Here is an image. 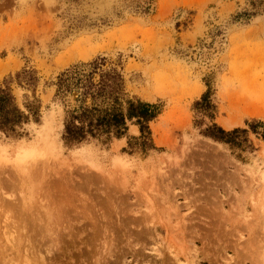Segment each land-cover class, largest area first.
<instances>
[{
  "label": "rangeland",
  "instance_id": "1",
  "mask_svg": "<svg viewBox=\"0 0 264 264\" xmlns=\"http://www.w3.org/2000/svg\"><path fill=\"white\" fill-rule=\"evenodd\" d=\"M257 9L0 0V83L34 69L43 102L22 137L0 131V264H264V140L250 131L256 150L232 149L203 136L192 109L208 77L225 129L264 121V0ZM102 56L131 94L161 104L156 148L133 152L127 138L65 146L77 92L56 98L55 83ZM12 86L23 107L32 90Z\"/></svg>",
  "mask_w": 264,
  "mask_h": 264
},
{
  "label": "trees",
  "instance_id": "2",
  "mask_svg": "<svg viewBox=\"0 0 264 264\" xmlns=\"http://www.w3.org/2000/svg\"><path fill=\"white\" fill-rule=\"evenodd\" d=\"M262 1L250 0L255 12ZM108 62L107 57H98L75 67L73 71L67 69L58 76L56 98L68 93L73 97L77 92L74 105L65 110L62 134L65 146L72 148L92 141L110 145L115 140L127 138L133 152L135 149L149 151L156 148L151 123L162 113L161 104L131 94L122 71L113 65L107 67ZM85 66L89 67L88 71H85ZM207 78H204L206 91L192 104L196 113L195 125L204 126L201 129L203 136L228 144L232 149L255 151L250 131L264 140V121L253 118L247 121L249 128L225 129L216 121L220 107L216 91ZM13 81L32 90V96L27 97L23 107L17 102ZM38 81L36 70L24 68L0 83V131L18 138L24 135L25 125L32 121L40 122L43 102L36 93ZM131 124L139 127L138 136L129 133Z\"/></svg>",
  "mask_w": 264,
  "mask_h": 264
},
{
  "label": "bare ground",
  "instance_id": "3",
  "mask_svg": "<svg viewBox=\"0 0 264 264\" xmlns=\"http://www.w3.org/2000/svg\"><path fill=\"white\" fill-rule=\"evenodd\" d=\"M75 96V95H74ZM4 233V232H3ZM9 235V234H8Z\"/></svg>",
  "mask_w": 264,
  "mask_h": 264
}]
</instances>
